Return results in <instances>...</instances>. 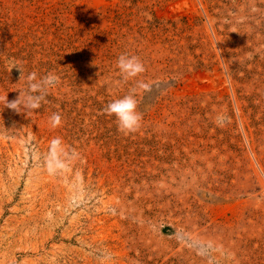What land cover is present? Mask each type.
<instances>
[{
	"label": "rangeland",
	"instance_id": "rangeland-1",
	"mask_svg": "<svg viewBox=\"0 0 264 264\" xmlns=\"http://www.w3.org/2000/svg\"><path fill=\"white\" fill-rule=\"evenodd\" d=\"M8 58L60 79L0 102V264H264V0H0L11 101ZM133 88L125 135L103 110Z\"/></svg>",
	"mask_w": 264,
	"mask_h": 264
},
{
	"label": "clouds",
	"instance_id": "clouds-1",
	"mask_svg": "<svg viewBox=\"0 0 264 264\" xmlns=\"http://www.w3.org/2000/svg\"><path fill=\"white\" fill-rule=\"evenodd\" d=\"M147 15L148 18L151 19L150 14ZM117 67L125 81L135 78L145 71L143 62L137 56L128 55L126 53L118 57ZM14 68L20 73L19 79H24L26 81V89L18 91V96L11 101L8 99V94L0 95V102L4 104L5 108L11 109L17 113H21L22 110L39 109L42 102H46L48 89L59 83V76L53 72H49L45 76L38 78L37 72L32 71L25 77L20 62L16 61L15 58H8V72L10 73ZM139 87L148 89L149 85L141 82ZM135 92V88L130 89L128 95L109 102L103 110L107 115L116 117L118 121V130L125 135L137 132L143 120V113L138 111V102L135 98ZM50 121L53 128L60 126L62 123L60 113H54L50 117ZM60 145L61 139L59 137L51 141L53 154L59 149Z\"/></svg>",
	"mask_w": 264,
	"mask_h": 264
}]
</instances>
